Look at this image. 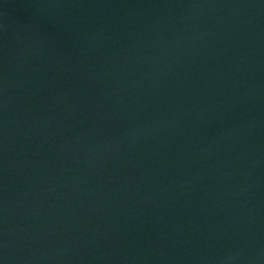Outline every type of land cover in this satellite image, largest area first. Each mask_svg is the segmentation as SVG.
I'll list each match as a JSON object with an SVG mask.
<instances>
[{
  "label": "water",
  "instance_id": "95a60500",
  "mask_svg": "<svg viewBox=\"0 0 264 264\" xmlns=\"http://www.w3.org/2000/svg\"><path fill=\"white\" fill-rule=\"evenodd\" d=\"M0 264H264V0H0Z\"/></svg>",
  "mask_w": 264,
  "mask_h": 264
}]
</instances>
